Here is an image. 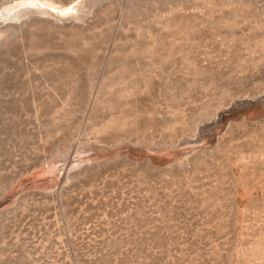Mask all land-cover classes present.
Segmentation results:
<instances>
[{
  "label": "rangeland",
  "instance_id": "rangeland-1",
  "mask_svg": "<svg viewBox=\"0 0 264 264\" xmlns=\"http://www.w3.org/2000/svg\"><path fill=\"white\" fill-rule=\"evenodd\" d=\"M0 264H264V0H0Z\"/></svg>",
  "mask_w": 264,
  "mask_h": 264
},
{
  "label": "bare ground",
  "instance_id": "bare-ground-1",
  "mask_svg": "<svg viewBox=\"0 0 264 264\" xmlns=\"http://www.w3.org/2000/svg\"><path fill=\"white\" fill-rule=\"evenodd\" d=\"M49 5L52 7V8H56L57 5H55L53 2H49ZM58 8V7H57ZM68 8V7H67ZM63 11H66V9H64Z\"/></svg>",
  "mask_w": 264,
  "mask_h": 264
}]
</instances>
